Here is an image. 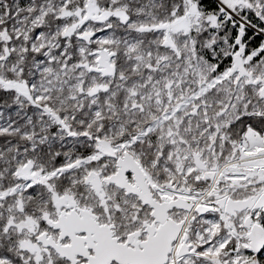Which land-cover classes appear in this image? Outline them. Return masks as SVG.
Returning <instances> with one entry per match:
<instances>
[{
	"label": "snow or ice",
	"instance_id": "obj_1",
	"mask_svg": "<svg viewBox=\"0 0 264 264\" xmlns=\"http://www.w3.org/2000/svg\"><path fill=\"white\" fill-rule=\"evenodd\" d=\"M0 264H264V0H0Z\"/></svg>",
	"mask_w": 264,
	"mask_h": 264
}]
</instances>
